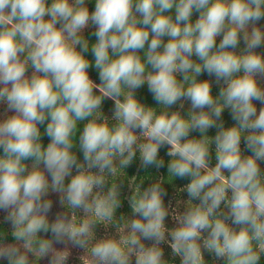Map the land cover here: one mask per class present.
I'll return each mask as SVG.
<instances>
[{"label": "clouds", "instance_id": "1", "mask_svg": "<svg viewBox=\"0 0 264 264\" xmlns=\"http://www.w3.org/2000/svg\"><path fill=\"white\" fill-rule=\"evenodd\" d=\"M261 21L264 0H0V264H261Z\"/></svg>", "mask_w": 264, "mask_h": 264}, {"label": "trees", "instance_id": "2", "mask_svg": "<svg viewBox=\"0 0 264 264\" xmlns=\"http://www.w3.org/2000/svg\"><path fill=\"white\" fill-rule=\"evenodd\" d=\"M260 23H261L262 26H264V21H261ZM240 48H243V42H241L240 47L237 48L236 51L239 52V51H240ZM256 51H257V52H260V53H264V47H261V48L257 49ZM92 75H93V78H95V73H94V72L92 73ZM202 78H207V77H202ZM216 91H217V89L214 87V88H213V92H214V94L216 93ZM138 95L140 96V98H141L144 102H146V103H151V96H150V94L147 92L146 86H145L144 88H142V89L139 91ZM186 107H187V105H186ZM104 109H105L106 114L111 115V101H107V102H106V104H105V106H104ZM0 110H2V109H0ZM223 118H224L225 121H226V126H230L231 123H232V121H231L230 118L228 117L227 110L225 111V113H224V117H223ZM41 131H43V129H41ZM209 134H210V135H214V131H210ZM47 142H48V141H47V138H45V139H44V143L47 144ZM162 155H163V152H162ZM137 163H138V161H137ZM261 166H262V168H264V164H262ZM126 171L128 172L129 177H131V175L134 174V173H133V170H126ZM163 174H164V173H163V170H162L160 173H155V172H154V173H153V176H156V175H163ZM136 182H137V183L140 182V181H139V178L137 179ZM165 186L169 188V196H170L171 199H172L173 207H175V206L177 205V201H179V199H180L179 196H178V193H177L173 188H171L170 186H168V185H165ZM179 206H180V207L183 206L182 201H180ZM55 210H57V209L54 208V211H55ZM119 211H120V212L127 213V212H128L127 204H125L124 208L120 209ZM118 214H119V213H118ZM0 227H5V228H7L8 225L0 223ZM109 231H114V229H109ZM102 232H103V227L101 226V227L99 228L97 234L99 235V234H101ZM82 255H84V253H83L81 250H78V249H77V250H73V252H72V256H71V258H70V260H69V264H82V261L79 259V257L82 256ZM41 264H44V262L42 261ZM261 264H264V258H262V260H261Z\"/></svg>", "mask_w": 264, "mask_h": 264}]
</instances>
